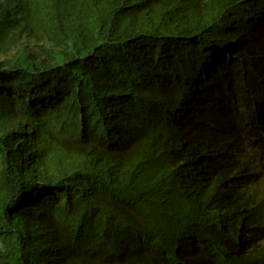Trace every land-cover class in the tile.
<instances>
[{"label":"trees","instance_id":"1","mask_svg":"<svg viewBox=\"0 0 264 264\" xmlns=\"http://www.w3.org/2000/svg\"><path fill=\"white\" fill-rule=\"evenodd\" d=\"M0 264H264V0H0Z\"/></svg>","mask_w":264,"mask_h":264},{"label":"clouds","instance_id":"2","mask_svg":"<svg viewBox=\"0 0 264 264\" xmlns=\"http://www.w3.org/2000/svg\"><path fill=\"white\" fill-rule=\"evenodd\" d=\"M234 95L235 92L232 91L223 80L213 82L203 90L204 99L215 102L221 109L229 107L234 99Z\"/></svg>","mask_w":264,"mask_h":264}]
</instances>
